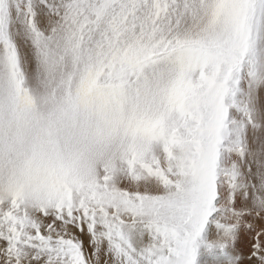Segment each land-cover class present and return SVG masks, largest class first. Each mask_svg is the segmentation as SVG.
<instances>
[{"label": "snow or ice", "instance_id": "1", "mask_svg": "<svg viewBox=\"0 0 264 264\" xmlns=\"http://www.w3.org/2000/svg\"><path fill=\"white\" fill-rule=\"evenodd\" d=\"M0 264H264V0H0Z\"/></svg>", "mask_w": 264, "mask_h": 264}]
</instances>
